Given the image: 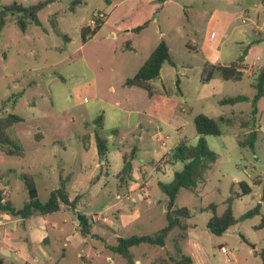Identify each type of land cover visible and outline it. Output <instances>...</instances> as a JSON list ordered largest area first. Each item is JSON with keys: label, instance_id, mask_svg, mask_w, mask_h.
<instances>
[{"label": "rangeland", "instance_id": "rangeland-1", "mask_svg": "<svg viewBox=\"0 0 264 264\" xmlns=\"http://www.w3.org/2000/svg\"><path fill=\"white\" fill-rule=\"evenodd\" d=\"M46 1L0 0V10L13 3L26 8ZM73 1L46 4L37 13L38 24H29L25 31L11 14L0 27V117L13 114L23 119L6 131V136L21 147L23 157L0 152V172L12 170L0 183L5 198L8 196L15 208H22L28 194L18 176L27 174L43 203L58 188L60 176L69 174L68 196L79 194L76 203L81 202V210L90 213L92 222L106 217L108 222L95 225L94 234L113 244L115 238L106 227L113 223L119 228L118 210L131 214L130 202L115 198L117 182L122 186L137 184L139 189H133L130 197L140 205L150 203V209L121 236L153 234L165 225L166 197L158 183H169L173 172L182 167L180 162L171 164L170 154L181 141L196 144L193 119L203 114L218 124L219 136H205L208 148L218 158L193 191L178 192L175 205L190 212L186 222L189 237L179 242L180 253L190 256L188 240L192 239L208 255L204 264H235L221 252V246L238 259V264H262L257 253L264 248V229H253L259 218L239 222L216 237L206 229L211 213L203 209L214 204L216 215H220L230 192L239 191L237 182L245 181L251 194L231 203L233 217L239 219L256 203L264 183V89L262 97L252 103L256 76L264 66V0H80L72 12L69 7ZM244 6L248 10L245 14L238 10ZM96 21L101 22L100 29L82 41L80 30H92ZM144 23L138 33L131 32ZM211 30L228 35L215 41L213 57L204 45ZM161 39L168 47L172 66L164 63L152 84L167 94L149 98L144 90L127 87L124 82L134 76ZM207 54L215 65L229 66L242 60L246 69L241 79L223 81L215 75L202 83ZM238 96L246 100L219 105L222 99ZM97 117L102 118L98 133L108 148L101 162L92 139ZM253 125L258 131L250 149L245 146V133ZM84 135L91 136L87 149L82 142ZM123 159L130 162V176L135 175V180L118 179ZM257 179L261 184L255 183ZM121 190L120 196L126 192ZM67 218L74 222L72 212L64 208L49 220ZM2 227L1 221L0 230ZM102 229L108 230L106 237L101 235ZM177 234V229L170 233L164 248L142 245L131 252L141 264H151L159 256L179 258L172 247ZM19 236L22 229L17 225L13 235L0 243L3 264H19L22 258L41 264L46 255L52 256V264L57 260L64 264H126L111 251L94 252L72 242L64 247L66 233L56 235L51 250L36 247L34 256L39 262H34L31 252L35 246L23 237L19 247ZM96 238L86 237L85 241L102 247V240ZM243 240L254 243L257 253L253 254ZM61 248L66 251L63 260L57 253ZM80 250L89 256L83 263L76 256Z\"/></svg>", "mask_w": 264, "mask_h": 264}, {"label": "trees", "instance_id": "trees-1", "mask_svg": "<svg viewBox=\"0 0 264 264\" xmlns=\"http://www.w3.org/2000/svg\"><path fill=\"white\" fill-rule=\"evenodd\" d=\"M53 0H47L46 2H39L36 5L29 7H22L16 3L8 6H4L0 10V27L4 24V18L11 14L16 24L22 31H25L27 26L31 23L38 24L37 13L46 4L51 3ZM164 1V0H160ZM80 3V0H74L70 4V11L73 12L72 6ZM52 22V21H51ZM54 24V22H52ZM146 23L137 26L131 30L133 33H138ZM101 27V22L96 21V26L89 30L84 28L80 30V38L85 41L86 37L91 38ZM127 47L129 46L127 42ZM164 63L172 66L170 60L169 50L166 43L161 39L157 46L153 49L147 59L139 67L137 72L132 78L126 79L124 85L127 87H136L146 92L147 97H153L155 95H166L167 91L164 89H155L152 82L159 77L160 69ZM245 66L242 60H238L229 66L215 65L209 62L203 64L200 81L202 83L210 81L215 75H217L223 81H238L241 79ZM178 80L176 81V85ZM256 89V95L252 100L253 105L256 101L262 97L264 89V66L258 71L256 76V83L254 85ZM245 97H233L226 98L219 101V105H234L245 101ZM256 109L253 108L252 114L255 115ZM102 118L97 117L93 122L96 125L97 130L92 134V139L96 148V157L98 162H101L108 151L106 139L100 137L98 131L102 130ZM23 119L8 114L4 117H0V152L8 156L23 157V151L21 147L13 143L7 136L6 131L10 127L22 123ZM194 130L196 132L197 141L194 146L188 145L185 141H181L171 152L170 162L171 164L180 162L182 167L178 171H174L172 179L169 183H158L159 190L166 197L165 204V225L150 235H131L129 237L117 238L116 244L111 246L110 249L113 253L118 254L126 264H135L136 260L132 248H138L139 246H153V247H165V240L170 233L177 229L178 234L172 240V247L177 256L165 257L159 256L154 259L151 264H190L191 259L189 256L180 253L179 242L187 238V231L189 225L186 223L190 218V212L185 207H176L175 200L178 192L182 189L193 191L198 183L204 181L206 172L211 168L212 164L217 160L218 156L215 152L210 150L207 146L205 136H219L220 130L217 122L203 114L197 115L193 119ZM251 129V128H250ZM91 136L84 135L82 142L84 149L88 148V143ZM256 140V132L250 130L245 140V146L253 149L254 142ZM133 154L130 158H133ZM12 170L0 172V182L6 177ZM131 164L127 160L123 159V165L120 172L117 174L118 179L122 178L130 179ZM19 179L24 183L27 190L28 201L20 209H14L11 202L5 199L4 192L0 188V212L18 216L21 219H27L34 214L40 216H46L53 214L60 209L61 205L75 206L76 198L69 200L68 193L66 191V185L70 181V175L66 177L60 176L58 188L52 190L48 199L45 202H40L37 196L35 185L30 175L20 174ZM124 180V179H123ZM238 192L231 191L229 197L225 200V209L220 215H216V206L209 204L203 210H208L211 213L210 218L206 223V229L208 232L216 237L222 236L230 227L236 225L247 219L259 216V223L253 226L254 230L264 229V212H261L262 205L264 204V183L261 186V193L259 202L256 203L251 209L247 210L239 219H235L231 210V203L233 200H237L245 195L251 193V187L245 182H237ZM79 224V234L86 236L90 234L91 226L88 223V218L85 215L77 214ZM260 257L261 263L264 264V249H261L257 253Z\"/></svg>", "mask_w": 264, "mask_h": 264}, {"label": "crops", "instance_id": "crops-1", "mask_svg": "<svg viewBox=\"0 0 264 264\" xmlns=\"http://www.w3.org/2000/svg\"><path fill=\"white\" fill-rule=\"evenodd\" d=\"M253 6L255 7V4H253ZM238 10H239L240 13H244V14L248 11L245 6L241 7ZM238 10L236 9L235 13ZM211 17L209 19L210 21H211ZM128 31L129 30H126L125 32H128ZM211 32H214V31L211 30L209 32V34ZM209 34L206 37V43L204 45L206 46L205 50L207 51V53H211L212 54L211 56L213 57V55L215 56V53H213L214 51L212 52L213 45H214L215 41L217 39H222L224 36H228V35H227V33L218 34V33L214 32L213 39H210L209 38ZM211 56H209L208 54L206 55V57L208 58L210 63H212ZM251 129L256 132V138H257L258 129L256 128L255 125H253ZM249 131H247L245 134L249 133ZM134 176H130V179L131 180L132 179L135 180L137 177H134ZM255 183L256 184H261V181L259 179H257ZM123 188L126 189V192L124 193V195L120 196V194L122 192L121 189H123ZM135 188L139 189V185L136 184L134 187H132L128 183V184L122 186V185H120L117 182L115 198H117V200L119 199L120 202H124V201L130 202L128 204L129 205L128 208L131 211V214H128V212L123 210V209L122 210H118L119 211V222L117 223V219H115V220H116L117 225H119V228H117V226H115L113 223H110V225H108L106 227V228L109 229V231L112 233V236L115 238V242L113 244H108L107 241H103V239H101V237H99V236L94 234L95 225H99V223H107L108 222L106 217L103 216L101 218H98L97 215H96L98 221L97 222H92L90 220V218H89L90 213L87 212V211L81 210V204H80L81 202L75 203V206H73V208L71 206L61 205L60 209L57 212L53 213V214H49V215H46V216H40L38 214H34L31 217H29L27 219H24V220L19 218L18 216L17 217H13L12 215L0 212V220L3 222V227H2L3 230H0V243L4 242V241H7L8 240V235L12 236L14 229L17 227V225H20V227L22 229V237L21 236L18 237V242L16 243V245L19 246L20 244H22L20 241L23 240L22 239L23 237H24L25 241H28L29 243L33 244L35 246V249H33L31 254L33 255V261L34 262H39V258L37 256H34L35 255L34 252L36 251V247H39L41 245L45 249L47 248V249L51 250L52 246L56 243V240H57L55 237L59 233H66V237H65V240H64V243H63L64 247H66L68 245V243L72 242V244L75 247H77V248H84V247L87 246V247H91L94 252H99V253L103 252V251L110 252L111 251L110 247L114 246L116 244L117 238L123 237V236H121V232H123L125 229H127L129 227H133L139 219H141L142 217L147 215V213H148V211L150 209L149 208V204L150 203L149 204L147 203L145 205H140L137 202H135L133 200V198L130 197V195H129L130 192L133 189H135ZM251 192H252V189H251ZM7 194H8V192H7ZM78 195L79 194H75L72 198L68 196V198H69V200H72V199H74L75 196H78ZM126 195H129V196H126ZM124 196H126V197L124 199H122ZM6 197L7 198H5V199L10 201L9 197L8 196H6ZM80 197H81V195H80ZM140 198L142 200H145L142 195L140 196ZM241 198H239V199H241ZM259 198H260V195L258 196V200L256 201V203L259 202ZM87 201H88V204L91 203L90 199H88ZM11 205L13 206L12 202H11ZM13 208L16 209V210L20 209V208H15L14 206H13ZM64 208L67 209V210H70L72 212V214L75 217L74 218V222L72 220H70V218H67V220H62L60 222L56 221V220L55 221L49 220V219H51L52 215L60 212V210H63ZM164 209H165V207H164ZM261 212H264V204L262 205ZM77 214L85 215L88 218V223L91 226L89 235L81 236L79 234V224H78ZM164 214H165V212H164ZM256 217L259 218V216H256ZM102 218H104L105 221H103ZM37 221H41L42 225H39V223H37ZM258 223H259V219H258L257 224ZM107 231H104L102 229L100 231V233H101L102 236L106 237V235H108L106 233ZM2 232H3V234H2ZM93 236H96L97 237L96 239L102 240V245H103L102 247H100V248L96 247L95 248L91 244H89L88 242L85 241L86 237H93ZM187 236L189 237L188 233H187ZM16 240L17 239L15 238L14 241H16ZM243 242L246 243L252 249V253L253 254L257 253L255 251L256 249H255V244L254 243H252L250 241H244V240H243ZM188 244H189V248H190V250H189V252H190V256L189 257L191 259V263L190 264H204V260H206V258H208V255L205 252V250L203 248H201V246H199L196 242L192 241V239L188 240ZM65 252L66 251L63 248H61V249H59L57 251V253L59 254V256H60V258L62 260L64 259ZM76 256L79 257L82 260V263L89 259V256L84 254L82 250L78 251ZM107 258H108L107 260L109 262H112L110 257H107ZM21 260H23V261H20L19 264H32L29 261H26L25 258H22ZM230 260H232L235 264H238V259L235 258V256L233 254H232V258ZM51 261H52V256L51 255H46V260L43 259L41 264H52ZM59 262H62V261L57 260L53 264H64V263H59ZM0 264H3L1 259H0ZM135 264H141L140 260H136Z\"/></svg>", "mask_w": 264, "mask_h": 264}, {"label": "built area", "instance_id": "built-area-1", "mask_svg": "<svg viewBox=\"0 0 264 264\" xmlns=\"http://www.w3.org/2000/svg\"><path fill=\"white\" fill-rule=\"evenodd\" d=\"M92 22V21H91ZM241 22H245V19H242ZM214 37V33L210 34V39H213ZM103 221H105L104 218H102ZM0 225H1V221H0ZM220 250L223 254H225L227 256V258H232V253L227 251L226 248L224 246L220 247Z\"/></svg>", "mask_w": 264, "mask_h": 264}]
</instances>
